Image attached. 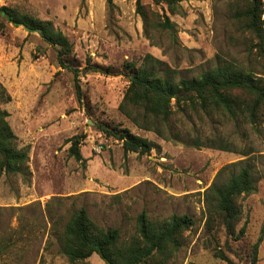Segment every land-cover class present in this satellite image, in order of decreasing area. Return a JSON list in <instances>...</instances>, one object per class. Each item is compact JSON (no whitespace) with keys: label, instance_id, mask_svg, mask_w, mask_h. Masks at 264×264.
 Instances as JSON below:
<instances>
[{"label":"rangeland","instance_id":"374dc122","mask_svg":"<svg viewBox=\"0 0 264 264\" xmlns=\"http://www.w3.org/2000/svg\"><path fill=\"white\" fill-rule=\"evenodd\" d=\"M142 3L170 16L176 41L163 31L144 34L136 0H0L51 21L68 37L73 51L67 63L80 70L82 90L79 98L73 71L60 66L56 49L38 33L10 24L0 31V109L8 111L20 147L28 148L31 171L29 182L0 172V264H73L60 252L58 235L81 207L123 237L135 232L142 211L156 220L190 216L194 224L168 264H229L216 248L235 264H252V246L261 235L255 264H264V121L188 109L162 126L161 137L119 110L129 84L127 63L142 65L151 54L177 77L191 78L224 59L264 75L256 40L233 18L235 0H183L178 14L163 2ZM7 94L11 101L4 102ZM101 125L127 127L155 147L150 154H125L122 142ZM75 135H85L82 161L69 154ZM238 161L234 171L249 165L255 191L239 198L238 229L245 225V232L233 240L222 228L207 230L205 192L222 167ZM74 264L106 263L94 253Z\"/></svg>","mask_w":264,"mask_h":264},{"label":"trees","instance_id":"16d2710c","mask_svg":"<svg viewBox=\"0 0 264 264\" xmlns=\"http://www.w3.org/2000/svg\"><path fill=\"white\" fill-rule=\"evenodd\" d=\"M182 1L153 0L157 5L166 3L171 14L182 12ZM108 2L113 4V0ZM235 5L233 18L256 40V59L264 66V2L235 0ZM136 13L142 18L144 34L148 38L154 32L163 31L169 33L173 41L177 40V25L165 12H154L142 0H136ZM7 24L23 27L29 33H38L48 45L56 49L60 66L71 69L67 60L73 45L62 31L54 28L51 21L42 20L17 5H0L1 32ZM125 69L129 84L119 110L138 128L154 131L161 137L165 136L162 126L167 125L175 113H186L188 109L221 111L234 119L244 116L253 124L264 121V75L251 65L219 59L213 67L194 77L185 78L177 77V71L166 62L146 54L142 65L131 62L125 65ZM71 70L76 80L77 95L81 98L82 90L78 81L80 70ZM9 101L11 96L7 94L4 102ZM131 108L137 111L136 115H133ZM8 117V111L0 109V172L20 175L25 182H29V151L28 148L20 147L19 137ZM100 129L120 140L125 154H150L155 147L152 141L127 127L101 125ZM84 139L85 135H75L70 139L69 154L77 161L83 160L81 145ZM222 148L228 150L226 146ZM242 162L222 167L205 192L207 230L222 228L228 238L233 240H240L245 232V225L238 229L243 215L239 198L255 191V180L249 165L234 171ZM225 174L227 177L223 178ZM193 224L194 220L188 215L156 220L142 211L137 216L135 232L123 237L119 228L99 226L86 208L81 207L73 212L64 230L59 232L58 240L60 252L73 264L85 261L94 253L106 264H168L183 246L184 233ZM262 238L263 235L252 246V264L258 260ZM215 255L229 264H235L222 249L216 248Z\"/></svg>","mask_w":264,"mask_h":264}]
</instances>
